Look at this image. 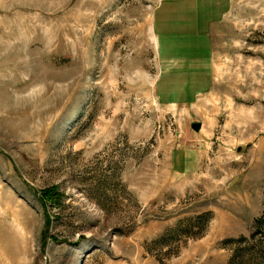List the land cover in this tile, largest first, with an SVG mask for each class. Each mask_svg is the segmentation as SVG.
I'll use <instances>...</instances> for the list:
<instances>
[{
    "label": "rangeland",
    "instance_id": "1",
    "mask_svg": "<svg viewBox=\"0 0 264 264\" xmlns=\"http://www.w3.org/2000/svg\"><path fill=\"white\" fill-rule=\"evenodd\" d=\"M165 1L0 0V264H264V0L187 105L156 95Z\"/></svg>",
    "mask_w": 264,
    "mask_h": 264
},
{
    "label": "crops",
    "instance_id": "2",
    "mask_svg": "<svg viewBox=\"0 0 264 264\" xmlns=\"http://www.w3.org/2000/svg\"><path fill=\"white\" fill-rule=\"evenodd\" d=\"M229 0H171L153 17L160 61L158 101L190 104L209 86L208 35L221 22Z\"/></svg>",
    "mask_w": 264,
    "mask_h": 264
},
{
    "label": "water",
    "instance_id": "3",
    "mask_svg": "<svg viewBox=\"0 0 264 264\" xmlns=\"http://www.w3.org/2000/svg\"><path fill=\"white\" fill-rule=\"evenodd\" d=\"M200 128H201L200 124H193L192 125V130L195 131V132H199Z\"/></svg>",
    "mask_w": 264,
    "mask_h": 264
}]
</instances>
